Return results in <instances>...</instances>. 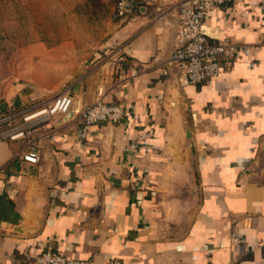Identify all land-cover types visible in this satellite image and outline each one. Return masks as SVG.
<instances>
[{"label":"crops","instance_id":"obj_1","mask_svg":"<svg viewBox=\"0 0 264 264\" xmlns=\"http://www.w3.org/2000/svg\"><path fill=\"white\" fill-rule=\"evenodd\" d=\"M179 1L114 17L101 65L69 90L121 106L120 121L79 138L54 119L37 130V163L25 140L0 137V264L48 249L92 264H264V0L210 10L209 36L251 51L186 86L165 64ZM41 92L20 85L0 112Z\"/></svg>","mask_w":264,"mask_h":264},{"label":"rangeland","instance_id":"obj_2","mask_svg":"<svg viewBox=\"0 0 264 264\" xmlns=\"http://www.w3.org/2000/svg\"><path fill=\"white\" fill-rule=\"evenodd\" d=\"M115 2L0 0V102L20 85L50 100L98 68L115 28Z\"/></svg>","mask_w":264,"mask_h":264},{"label":"built area","instance_id":"obj_3","mask_svg":"<svg viewBox=\"0 0 264 264\" xmlns=\"http://www.w3.org/2000/svg\"><path fill=\"white\" fill-rule=\"evenodd\" d=\"M235 0H180L178 2V27L174 34V48L165 64L179 86L199 84L216 78L224 66L231 67L240 54L249 55L248 44L229 37H211L205 29V21L215 6L233 3ZM144 0H116L114 17L127 21ZM75 102L70 91L59 93L51 100H39L28 105L0 112V137L5 140H25L22 157L37 163L41 153L36 148L40 137L37 131L56 118L64 116ZM124 109L114 103L97 99L80 105V109L68 123L75 127L77 137L84 138L88 128L99 122H117ZM235 241L237 234H233ZM32 264H92L88 259L68 257L60 251L45 250L39 253Z\"/></svg>","mask_w":264,"mask_h":264},{"label":"water","instance_id":"obj_4","mask_svg":"<svg viewBox=\"0 0 264 264\" xmlns=\"http://www.w3.org/2000/svg\"><path fill=\"white\" fill-rule=\"evenodd\" d=\"M80 105H81L80 101L75 100L71 109L64 116H62L60 118L59 123L62 124V123H66L69 120H71L73 118V116L75 115V113H77L79 111Z\"/></svg>","mask_w":264,"mask_h":264}]
</instances>
